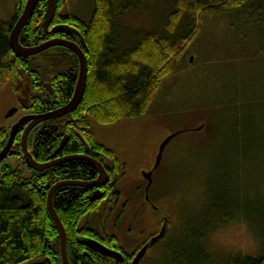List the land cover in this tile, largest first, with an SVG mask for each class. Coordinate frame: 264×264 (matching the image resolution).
Wrapping results in <instances>:
<instances>
[{
    "label": "trees",
    "instance_id": "16d2710c",
    "mask_svg": "<svg viewBox=\"0 0 264 264\" xmlns=\"http://www.w3.org/2000/svg\"><path fill=\"white\" fill-rule=\"evenodd\" d=\"M71 1H57L54 21L75 23L84 41V93L76 110L42 124L32 131L31 145L28 140L33 159L45 163L66 135L68 141L59 157L86 154L101 163L109 176V183L101 189L106 200L91 204L87 197L93 190L74 187L61 189L53 197L54 210L66 233L70 264H118L86 247L84 239L120 251L124 254L123 264H130L133 256L159 233L164 221L167 226L163 238L147 250L139 264H212L205 249L208 236L233 223L247 226L259 241V251L254 257L236 255L226 264H264V108L256 107L264 102L262 89L254 88L251 103L235 100L233 106H210L208 112L202 111V121L194 127L203 126L202 130H192L191 138L177 147L179 152L185 150L186 157L177 159L166 193L149 197L147 203L146 182L139 175L141 186L134 192L141 194L144 188L133 216L137 221L144 218L145 224L141 236L132 238L133 248L122 246L114 232L116 227L108 228L106 221L116 215L118 223L120 215L124 216L126 210L116 211L122 198V182L140 156L126 154L124 146L122 152L103 145L95 135L97 127H117L144 119L148 122L162 83L172 75L173 67L205 22L222 16L237 20L242 27L240 34L258 42L256 55L264 59V0H91L88 18L74 15ZM25 2L15 0L12 16L0 20V96L6 89H14L20 75L21 62L11 51L8 37ZM164 5L168 11L155 31L131 34L130 45H116L114 32L121 18ZM45 8L46 0H38L20 35L22 46L40 44ZM65 9L67 14H62ZM51 57L66 66L51 64ZM77 73L78 61L66 49H51L22 59V81L31 76L29 112L44 114L66 105ZM46 81L53 95L44 89ZM166 136L142 147L143 160L149 162L147 171L152 169L157 148ZM6 142L7 133L0 128V151ZM16 143L9 159L22 157L20 141ZM192 149L195 151L190 154ZM22 164L29 171L27 177L16 167L5 165L0 169V264H62L58 231L46 210L45 186L60 181L89 182L97 173L82 161H71L41 174L29 169L23 158ZM154 183L157 179L153 177ZM110 199L114 205H108ZM128 204L125 200V208ZM102 213L108 216L104 223ZM94 216L98 226L92 224Z\"/></svg>",
    "mask_w": 264,
    "mask_h": 264
},
{
    "label": "rangeland",
    "instance_id": "374dc122",
    "mask_svg": "<svg viewBox=\"0 0 264 264\" xmlns=\"http://www.w3.org/2000/svg\"><path fill=\"white\" fill-rule=\"evenodd\" d=\"M69 5L74 15H82L84 18L89 17L92 9L91 0H72ZM14 6L15 0H0V20L9 19L14 13ZM167 11L168 6L165 5L163 8L151 6L144 12L121 18L118 29L114 32L116 45L118 47L130 45L131 34L155 31ZM62 14H67L66 9ZM236 27L239 29L235 32ZM241 31L239 22L227 16L205 22L197 38L184 52V57L173 67L172 75L162 83L148 114V122L144 119L117 127L96 128V138L103 145L119 148L120 151H122L121 146H124L126 154H132L133 158L140 156L135 165L128 170L130 176L122 182V198L116 211L118 213L120 210H126L124 216L121 214L119 222L116 223V215L109 218L102 213L103 221L108 217L107 227L114 229L116 227L114 232L121 239L122 246L133 248L132 238L140 237V232H144L142 231L144 218L137 221L133 216L137 207L135 204L141 199L140 196L142 197L144 185L141 194L134 192L135 187L141 186V178H139L141 171H147L149 168L148 159L143 160L142 147L168 134L184 132L166 147L163 158L167 154L169 156L162 160L161 169L153 175L157 183L151 186L149 197L156 198L163 191L166 193L169 188V179L173 175V167L177 159L186 157L185 150L179 152L177 147L191 138L192 130L202 121L203 110L206 113L210 106L230 107L234 105L235 100L251 103L253 100L250 96L254 88L264 91V59H259L256 55L258 42L254 38L243 37ZM190 58H193L192 63H189ZM50 59L51 64L55 66H66L62 61L52 57ZM12 94L10 89H6L0 96V125H5L8 121L4 116L14 104ZM260 106L256 107L263 110L264 102H261ZM256 111L257 109L254 113ZM186 130L191 131L186 132ZM33 137L31 132L28 138L30 145ZM193 151L195 149H192L190 154H193ZM5 165L13 168L17 166L12 159L6 160ZM16 168L23 171L24 177L29 175L28 169L22 162ZM125 200L129 201L126 208ZM86 219L84 218L81 224ZM95 220L97 216H94V219L92 217V224L98 226V223H94ZM126 242L130 244L127 245ZM205 249L212 264H226L236 255L256 256L259 251V241L246 225L233 223L210 233L205 242Z\"/></svg>",
    "mask_w": 264,
    "mask_h": 264
},
{
    "label": "water",
    "instance_id": "95a60500",
    "mask_svg": "<svg viewBox=\"0 0 264 264\" xmlns=\"http://www.w3.org/2000/svg\"><path fill=\"white\" fill-rule=\"evenodd\" d=\"M57 1L58 0H47L46 1V8L43 15V22L42 27L43 31L47 32L48 27L53 21L56 10H57ZM38 0H26L24 8L22 10L21 15L18 17L17 21L15 22L8 40H9V46L11 51L19 58H22L23 60H27L31 57H35L37 55H40L47 51L48 49L54 48V47H62L69 52H71L78 61V73H77V79L74 87L73 94L69 100V102L61 106L59 108H56L50 112L44 113V114H32V115H26L23 116L22 119H20L10 130L8 134V139L3 147V149L0 151V164L3 162L4 159L8 156L10 153L15 136L17 133V130L24 126V129L22 131V135L20 138V148L22 153V158L25 161L26 166L31 169L35 173H43L49 169H52L56 166L71 162V161H82L85 163H88L97 173V177L89 182H78V181H60L55 183L54 185L47 184L45 186V189L47 191V197H46V210L51 218L54 226L56 227L60 239V258L62 264H70L68 259V253H67V237L64 230V227L58 218L54 207H53V197L55 193L61 189L74 187V188H85V189H92L93 191L88 195L87 199L89 202L95 203L97 201H101L105 197V192L101 189L105 187L109 183V176L107 172L105 171L104 167L101 163L96 161L94 158H91L87 156L86 154H80V155H71V156H64L59 157L61 154L64 146L66 145L68 141V137L65 135L62 137L57 149L53 152L50 159L45 163H37L33 157H32V150L29 148L28 145V138L33 131V129L39 125H42L44 123L59 120L63 117H66L70 115L74 110L77 109L78 105L80 104V101L82 99L85 85H86V75H87V61L85 58V55L82 51V47H85L84 41L80 35V33L72 29L68 26H56L51 29L52 33H64L66 35H75L80 39L81 41V48L72 42L62 41V40H50L47 42H44L40 45L34 46V47H24L20 44L19 38L20 35L26 26L29 19L32 17V14L34 12V9L37 5ZM193 62V58L189 59V63ZM30 78L31 76L28 75L26 79L25 85L22 84V109L27 111L29 110V102H30V94H31V86H30ZM20 89V85L16 87V90ZM44 89L50 94L53 95L52 88L49 85V83H46L44 85ZM16 113V109L9 110L6 115L5 119L8 120L12 118ZM203 126L197 127L194 129V131L198 132L202 130ZM184 133L183 131L177 132L174 134H169L166 136L159 144L157 148V153L155 156L154 164L152 167V170L148 172H141L142 178L147 182L144 192H145V201L149 202V189L152 186L153 179L152 175L153 172L156 171L162 162L163 154L166 149V147L170 144V142ZM166 221L162 224V227L159 231V233L149 239V241L137 252V254L134 256L130 264H139V262L142 260L144 255L146 254L147 250L152 248L156 243H158L164 236L165 230H166ZM86 247L96 251L97 253L114 259L118 264H123L124 257L121 253L116 252L114 250H111L109 248H106L102 244L98 243L95 240L92 239H84L82 242Z\"/></svg>",
    "mask_w": 264,
    "mask_h": 264
},
{
    "label": "flooded vegetation",
    "instance_id": "af4514ba",
    "mask_svg": "<svg viewBox=\"0 0 264 264\" xmlns=\"http://www.w3.org/2000/svg\"><path fill=\"white\" fill-rule=\"evenodd\" d=\"M47 1V0H46ZM57 11V10H56ZM56 15V14H55ZM55 18V17H54ZM74 24L75 23H73V22H70V21H67V22H55L54 21V19H53V21L51 22V24L49 25V27H48V31L47 32H43V35H42V37H40V39H41V41H40V44H42V43H44V42H47V41H50V40H62V41H67V42H72V43H75V44H77L80 48H81V41H80V39H78V37H76L75 35H66V34H64V33H52L51 32V29L52 28H54V27H56V26H68V27H70V28H72V29H75V30H77L78 32H79V30L78 29H76L75 28V26H74ZM43 28V27H42ZM80 33V32H79ZM81 35V34H80ZM39 44V45H40ZM51 49H64V48H62V47H54V48H51ZM51 49H48L47 51H49V50H51ZM68 51V50H67ZM46 52V51H45ZM66 54V53H65ZM72 54V53H71ZM38 56V55H37ZM19 60H20V66H21V68H20V75H19V78L16 80V82H15V86H14V89H10L12 92H13V94H12V96H13V105L12 106H10V108L7 110V111H9V110H11V109H16V113H15V115L12 117V118H10V119H8V121H7V123L5 124V125H0V128L3 130V134H5V133H7V139H8V134H9V132H10V130H11V128L20 120V119H22V117L23 116H26V115H32V114H34L33 112L31 113V112H29V110H27V111H25V110H23L22 109V84H24L25 85V83H26V79H27V77H28V75H27V77H26V79L25 80H23L22 81V58H19ZM49 76V75H48ZM50 79L52 80V77H50ZM43 83V82H42ZM46 83H49V85H50V82H48V81H46V82H44L43 83V85H45ZM18 84L20 85V89L19 90H16V87L18 86ZM30 86H31V83H30ZM10 92V91H9ZM11 94V93H10ZM7 113V112H6ZM5 117V116H4ZM12 121V122H11ZM10 123H12V124H10ZM40 126H42V125H39V126H37V127H35L34 129H36V128H38V127H40ZM24 127H25V125L24 126H21L18 130H17V133H16V136H15V140H14V143H13V146H12V149H14V148H16V146H17V139L18 140H20V138H21V135H22V131H23V129H24ZM33 129V130H34ZM32 132V131H31ZM9 159V155L6 157V159H4L3 160V162L0 164V166H1V168H2V166H5V161L6 160H8ZM21 159V160H20ZM14 160V162H15V164H17V166H20V164H21V162H22V157H19V158H16V159H13ZM16 166V167H17ZM103 200H106V198L104 197V199ZM144 200H145V198H144ZM114 201H113V199H110L109 200V203H108V205H110L111 203H113ZM105 203V202H104ZM148 203H150V202H148ZM153 207V206H152ZM103 223H104V221H103ZM116 251H118V250H116ZM120 252V251H119ZM121 253V252H120ZM122 255H123V257H124V254L123 253H121ZM136 255V254H135ZM134 257V256H133ZM132 257V258H133ZM132 260V259H131ZM130 260V261H131Z\"/></svg>",
    "mask_w": 264,
    "mask_h": 264
},
{
    "label": "bare ground",
    "instance_id": "6f19581e",
    "mask_svg": "<svg viewBox=\"0 0 264 264\" xmlns=\"http://www.w3.org/2000/svg\"><path fill=\"white\" fill-rule=\"evenodd\" d=\"M137 254V253H136Z\"/></svg>",
    "mask_w": 264,
    "mask_h": 264
}]
</instances>
